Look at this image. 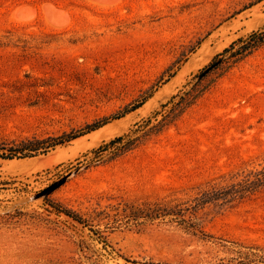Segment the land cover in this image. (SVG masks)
<instances>
[{"label":"rangeland","instance_id":"374dc122","mask_svg":"<svg viewBox=\"0 0 264 264\" xmlns=\"http://www.w3.org/2000/svg\"><path fill=\"white\" fill-rule=\"evenodd\" d=\"M262 26L264 0H0V141L80 129L151 92L68 143L0 158V264H264L253 255L264 257V188L201 210L212 237L158 219L136 226L122 209L188 198L264 165V45L206 74L184 112L132 150L83 156Z\"/></svg>","mask_w":264,"mask_h":264},{"label":"trees","instance_id":"16d2710c","mask_svg":"<svg viewBox=\"0 0 264 264\" xmlns=\"http://www.w3.org/2000/svg\"><path fill=\"white\" fill-rule=\"evenodd\" d=\"M262 45H264V26L234 40L222 52L215 55L210 63L201 70L198 80L192 86L188 89H180L165 103L161 104V109L155 110L151 116L136 122L127 132L117 135L83 154L85 160L91 162L100 159L106 151L111 152V157L123 154L138 146L149 135L161 132L165 126L178 118L193 100L197 98L201 91L199 89V82L206 74L223 63L237 62ZM150 96L151 92H146L141 98L126 106L123 111L58 136L23 139L12 142L0 141V158H25L31 157L38 152H47L58 145L68 143L100 128L108 123L110 119L120 118L128 112L136 110ZM154 119L157 121L156 123H153ZM90 154H92L91 157H89ZM222 178L223 180L221 181L208 182L205 187L200 188L197 194L188 198L147 201L142 204L125 203L122 208L124 215L128 218V222L136 226H140L146 221L158 219L162 222H175L193 234L212 237L205 232L202 226L201 210H204L211 204H215L221 208H231L261 191L264 188V165L261 168L245 169L231 173L230 178L226 176H222ZM52 206L58 213H64L86 225L87 220L73 210L65 208L60 204H53ZM253 255L258 257L260 261L264 259L262 255L257 253H253Z\"/></svg>","mask_w":264,"mask_h":264},{"label":"water","instance_id":"95a60500","mask_svg":"<svg viewBox=\"0 0 264 264\" xmlns=\"http://www.w3.org/2000/svg\"><path fill=\"white\" fill-rule=\"evenodd\" d=\"M56 186H57L56 184L52 185L49 189L45 190L43 193L47 192L48 190L54 189Z\"/></svg>","mask_w":264,"mask_h":264}]
</instances>
